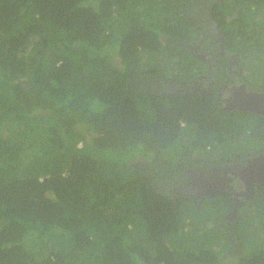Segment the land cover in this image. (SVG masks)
Instances as JSON below:
<instances>
[{
    "label": "trees",
    "instance_id": "trees-1",
    "mask_svg": "<svg viewBox=\"0 0 264 264\" xmlns=\"http://www.w3.org/2000/svg\"><path fill=\"white\" fill-rule=\"evenodd\" d=\"M234 70L264 90V0H0V264H264L198 178L264 150L198 84Z\"/></svg>",
    "mask_w": 264,
    "mask_h": 264
},
{
    "label": "flooded vegetation",
    "instance_id": "flooded-vegetation-1",
    "mask_svg": "<svg viewBox=\"0 0 264 264\" xmlns=\"http://www.w3.org/2000/svg\"><path fill=\"white\" fill-rule=\"evenodd\" d=\"M232 56L233 55H231V57ZM233 58H235V56H233ZM209 73L206 74L204 77H202V80H200L198 84L208 90L210 89L212 90V88H216L219 102L223 104L226 108L228 107L232 109H237L235 107H232V103L234 101L233 97L235 93L238 91V89H240V88L236 89V87L242 86V87H247L248 90L253 89L255 91H260V90L254 89L256 88L255 86H249L248 85L249 82L247 81L248 78H246V76H243L241 72H239L238 70H234L232 74L233 78L231 79V82L225 81L224 79H221V78H214L212 75H210L211 73L210 74ZM238 92L237 94H240ZM262 92H264V90H262ZM261 153H264V150H260L256 154L246 156L241 160L232 159L231 161L224 162L223 164L213 166L209 170L210 172L200 170V176L198 177L199 175V172H198L195 179L198 177L200 181L206 184L208 182H211L214 184L215 182L217 185H223L222 187H220L221 190H224V187H226L227 189H231L232 192H234V194L237 195L236 197L237 204H240L242 200H243V203H245L250 198H253L254 196H255L254 201L261 200L262 195H264V187H263L264 185L259 184L254 181V183L249 185L248 187L246 183L250 182L251 180L248 178L246 180L244 179V177L242 179L241 174L237 172L239 171L237 163L242 165L246 162V159L252 156H255V155H259ZM248 202L251 203V201H248Z\"/></svg>",
    "mask_w": 264,
    "mask_h": 264
},
{
    "label": "water",
    "instance_id": "water-1",
    "mask_svg": "<svg viewBox=\"0 0 264 264\" xmlns=\"http://www.w3.org/2000/svg\"><path fill=\"white\" fill-rule=\"evenodd\" d=\"M237 88H240L238 89L240 92L237 91L240 94H237V92L235 93L232 107L264 116V92L255 91L253 89L248 90L247 87L242 86L236 87V89ZM237 166L239 169L237 172L241 174L242 179L244 177L246 180L247 178L251 180L250 182L245 180L248 187L253 184L254 181L264 185V153L246 159V162L242 165L237 163Z\"/></svg>",
    "mask_w": 264,
    "mask_h": 264
},
{
    "label": "rangeland",
    "instance_id": "rangeland-1",
    "mask_svg": "<svg viewBox=\"0 0 264 264\" xmlns=\"http://www.w3.org/2000/svg\"><path fill=\"white\" fill-rule=\"evenodd\" d=\"M226 51V49H224ZM232 54V53H231ZM245 75V74H244ZM248 75H251V73H249ZM255 120H257V118L255 117H252V116H247L246 118V123L247 124H251L253 123ZM259 203H256V206L254 205V207H250V210L247 211V214H251V213H254V212H257V207L258 205L259 206H262V209L264 210V204H263V200H258ZM241 203H243V200L241 201ZM249 203L245 204V205H248ZM250 205H248L247 207H249ZM238 215V213H236L235 211L232 213V218H236Z\"/></svg>",
    "mask_w": 264,
    "mask_h": 264
}]
</instances>
